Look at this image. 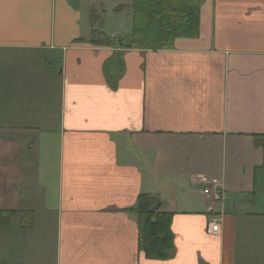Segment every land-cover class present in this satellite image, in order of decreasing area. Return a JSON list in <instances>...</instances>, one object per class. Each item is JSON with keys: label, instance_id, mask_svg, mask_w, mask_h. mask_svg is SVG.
Returning a JSON list of instances; mask_svg holds the SVG:
<instances>
[{"label": "crops", "instance_id": "0c3cea01", "mask_svg": "<svg viewBox=\"0 0 264 264\" xmlns=\"http://www.w3.org/2000/svg\"><path fill=\"white\" fill-rule=\"evenodd\" d=\"M123 1L0 0V130L31 147L0 190V264H264V0H200L198 35L158 50L101 41L93 15ZM142 194L171 215L168 259L141 247Z\"/></svg>", "mask_w": 264, "mask_h": 264}, {"label": "trees", "instance_id": "16d2710c", "mask_svg": "<svg viewBox=\"0 0 264 264\" xmlns=\"http://www.w3.org/2000/svg\"><path fill=\"white\" fill-rule=\"evenodd\" d=\"M199 8L200 0H132V38L126 47L172 49L176 39L197 36ZM122 41L125 42L124 39ZM110 42L107 45L112 46ZM122 70L120 59H110L105 63L104 73L113 82V87ZM160 204L157 197L142 194L136 208L142 249L150 258L165 260L174 249V234L171 215L161 212ZM10 221V214L0 211V226Z\"/></svg>", "mask_w": 264, "mask_h": 264}, {"label": "rangeland", "instance_id": "374dc122", "mask_svg": "<svg viewBox=\"0 0 264 264\" xmlns=\"http://www.w3.org/2000/svg\"><path fill=\"white\" fill-rule=\"evenodd\" d=\"M123 3H126L128 5V7H126V9L123 11H116L110 7L106 10L105 9L102 10L98 8L97 12H95V14L93 15V17L97 18V20L91 22L95 25V28L97 30L103 32L106 35L103 36L104 40L101 41H105V43L111 41L110 43H112L113 44L112 46L114 47H116L117 44L122 45L120 42L121 40H123L122 37H126V36L129 37L128 34H122V36L120 37L117 36L116 35V32H118L117 30L119 29L120 31V29L121 30L129 29V33H130L133 25L132 0H124ZM0 57H1V53H0ZM48 57L49 55L46 54L45 52L36 53L31 58L30 63H27V60H23L24 58L22 59L18 58V60L16 61H9V64H11L12 67L7 68V70L14 73L15 75H19L25 71L24 66L26 64H34V62H32V59L37 60L38 62H43V60ZM58 93L59 91L55 93L56 98H58ZM13 115H17L16 109L15 111L11 109L9 113L6 109L2 110L0 112V123L17 122V116L11 117ZM22 138H23V134L17 133L16 130L13 131L0 130V190L9 189L10 187L12 195L15 192L16 187L18 186V175L22 173L21 165H23L22 158L24 156V153H27L29 152V150H31L30 145L22 144L23 143ZM27 157L28 156H26V158ZM28 168L30 173H32L33 164L28 162ZM0 211L7 214L8 216L10 214V220L13 219L12 218L13 212H16L15 210H7L2 208H0ZM12 226L15 227L13 224ZM2 237L3 235L0 234V248H2V244H1Z\"/></svg>", "mask_w": 264, "mask_h": 264}, {"label": "built area", "instance_id": "2783aa9c", "mask_svg": "<svg viewBox=\"0 0 264 264\" xmlns=\"http://www.w3.org/2000/svg\"><path fill=\"white\" fill-rule=\"evenodd\" d=\"M211 183V182H209ZM203 194L208 197H212L215 200L220 201L221 200V194L218 190L213 189L212 185H208L204 188ZM209 231L216 233L221 228V219H222V213L221 212H215L214 208H210L209 210Z\"/></svg>", "mask_w": 264, "mask_h": 264}]
</instances>
